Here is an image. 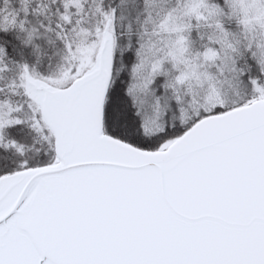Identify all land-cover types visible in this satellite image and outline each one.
<instances>
[{"label":"snow or ice","instance_id":"obj_1","mask_svg":"<svg viewBox=\"0 0 264 264\" xmlns=\"http://www.w3.org/2000/svg\"><path fill=\"white\" fill-rule=\"evenodd\" d=\"M0 264H264V0H0Z\"/></svg>","mask_w":264,"mask_h":264}]
</instances>
